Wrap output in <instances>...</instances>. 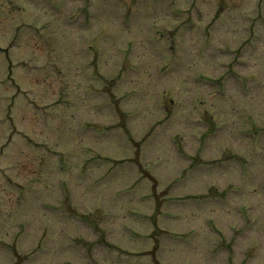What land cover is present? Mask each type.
I'll list each match as a JSON object with an SVG mask.
<instances>
[{
    "label": "rangeland",
    "instance_id": "rangeland-1",
    "mask_svg": "<svg viewBox=\"0 0 264 264\" xmlns=\"http://www.w3.org/2000/svg\"><path fill=\"white\" fill-rule=\"evenodd\" d=\"M0 264H264V0H0Z\"/></svg>",
    "mask_w": 264,
    "mask_h": 264
}]
</instances>
